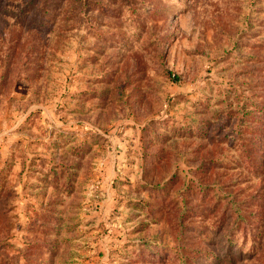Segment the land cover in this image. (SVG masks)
<instances>
[{
	"label": "rangeland",
	"instance_id": "obj_1",
	"mask_svg": "<svg viewBox=\"0 0 264 264\" xmlns=\"http://www.w3.org/2000/svg\"><path fill=\"white\" fill-rule=\"evenodd\" d=\"M0 264H264V0H0Z\"/></svg>",
	"mask_w": 264,
	"mask_h": 264
}]
</instances>
